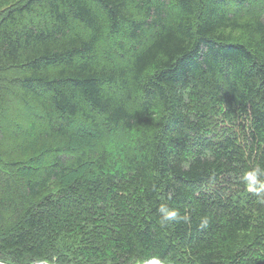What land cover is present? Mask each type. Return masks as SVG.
I'll use <instances>...</instances> for the list:
<instances>
[{"label":"trees","instance_id":"trees-1","mask_svg":"<svg viewBox=\"0 0 264 264\" xmlns=\"http://www.w3.org/2000/svg\"><path fill=\"white\" fill-rule=\"evenodd\" d=\"M255 167L264 0H0L6 263L264 264Z\"/></svg>","mask_w":264,"mask_h":264},{"label":"clouds","instance_id":"clouds-1","mask_svg":"<svg viewBox=\"0 0 264 264\" xmlns=\"http://www.w3.org/2000/svg\"><path fill=\"white\" fill-rule=\"evenodd\" d=\"M259 171H260V168L255 167L247 171L244 176V180L246 182V186L248 190L255 192L257 194L264 193V182H261L258 178ZM160 212L162 214L161 220H160L161 224H164L166 222L170 223L180 218L177 210L169 208L167 206H163L160 209ZM206 225H207V220L205 219L202 222L201 226L203 227ZM0 264H6V262L0 259ZM41 264H48V262L42 261ZM137 264H167V262L164 259H161L160 256L153 255L148 259L138 260Z\"/></svg>","mask_w":264,"mask_h":264},{"label":"rangeland","instance_id":"rangeland-1","mask_svg":"<svg viewBox=\"0 0 264 264\" xmlns=\"http://www.w3.org/2000/svg\"><path fill=\"white\" fill-rule=\"evenodd\" d=\"M38 264H41V263H38Z\"/></svg>","mask_w":264,"mask_h":264}]
</instances>
